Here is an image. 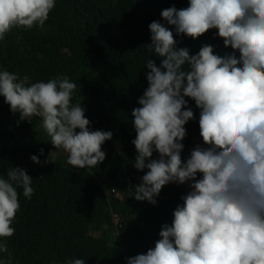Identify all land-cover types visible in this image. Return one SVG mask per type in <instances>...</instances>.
Listing matches in <instances>:
<instances>
[{"label":"clouds","instance_id":"obj_1","mask_svg":"<svg viewBox=\"0 0 264 264\" xmlns=\"http://www.w3.org/2000/svg\"><path fill=\"white\" fill-rule=\"evenodd\" d=\"M54 7L55 0H0V40L13 28H42ZM160 15L165 23H150L147 45L160 64L145 62L148 87L131 112L133 166L145 172L133 197L155 205L166 185L189 190L154 248L127 264H264V0H188L186 8L172 6ZM212 29L231 52L220 56L203 45L190 55L177 47L175 36L197 39ZM76 88L67 76L26 85L16 73L0 71V96L10 111L21 121L39 117L53 147L68 154L67 163L89 169L105 160L102 145L113 134L90 130L82 102H72ZM189 100L199 110L203 144L185 160V125L195 118ZM30 159L40 163L36 155ZM32 181L19 167L0 175V237L14 235L17 188L30 199Z\"/></svg>","mask_w":264,"mask_h":264},{"label":"trees","instance_id":"obj_2","mask_svg":"<svg viewBox=\"0 0 264 264\" xmlns=\"http://www.w3.org/2000/svg\"><path fill=\"white\" fill-rule=\"evenodd\" d=\"M172 6L186 8L188 0H55L42 28L12 29L0 40V71L16 73L26 85L67 76L77 85L72 102H82L90 130L113 134L102 145V163L74 168L67 163L68 154L50 143L39 117L21 121L0 96V175L6 178L9 168L19 167L33 179L34 189L28 199L17 188L15 232L0 237L8 248L0 253V264H7L9 253L12 264H70L74 258L85 264H122V259L154 248L162 225H171L188 185H166L155 205L133 197L132 188L145 172L133 166L137 152L131 112L148 87L145 62L160 64L147 47L149 25L165 23L160 13ZM175 39L190 55L203 45L220 56L232 51L215 29L197 39ZM188 104L195 118L185 125V160L196 144H203L199 110L194 101ZM51 152L55 155L45 163ZM33 155L39 164L30 159Z\"/></svg>","mask_w":264,"mask_h":264},{"label":"bare ground","instance_id":"obj_3","mask_svg":"<svg viewBox=\"0 0 264 264\" xmlns=\"http://www.w3.org/2000/svg\"><path fill=\"white\" fill-rule=\"evenodd\" d=\"M116 219V218H115ZM117 226V225H116ZM121 261H124L125 263L122 264H127V261L125 259H122Z\"/></svg>","mask_w":264,"mask_h":264},{"label":"rangeland","instance_id":"obj_4","mask_svg":"<svg viewBox=\"0 0 264 264\" xmlns=\"http://www.w3.org/2000/svg\"><path fill=\"white\" fill-rule=\"evenodd\" d=\"M17 29H18V28H13V30H15V31H16ZM72 167H73V166H72ZM115 220H117V218H116Z\"/></svg>","mask_w":264,"mask_h":264}]
</instances>
